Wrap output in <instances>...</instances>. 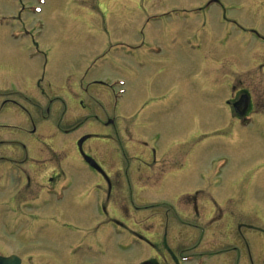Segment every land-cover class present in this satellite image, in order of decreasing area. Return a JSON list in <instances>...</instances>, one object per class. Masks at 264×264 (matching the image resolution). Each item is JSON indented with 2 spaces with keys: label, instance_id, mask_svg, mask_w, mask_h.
<instances>
[{
  "label": "rangeland",
  "instance_id": "obj_1",
  "mask_svg": "<svg viewBox=\"0 0 264 264\" xmlns=\"http://www.w3.org/2000/svg\"><path fill=\"white\" fill-rule=\"evenodd\" d=\"M198 6L208 11L205 18L184 17L183 10ZM203 23L207 32L226 35L219 42L233 53V64L246 67L264 58V0H0V159L47 160L50 154L67 173L87 178L68 180L67 190L53 200L54 218L37 231L30 222H7L16 214L9 190L0 189V241L33 236L26 249L36 264L171 263L169 251L180 264H264V176L257 175L255 188L244 196L239 184L249 176L238 174L246 157L264 155V140H253L254 150L249 142L233 161L219 159L215 151L197 163L196 170L207 176L199 180L192 174L187 188L208 190L210 184L217 200L216 206L200 208L205 217L198 221L179 210L138 205L128 206L131 215L137 213L135 220L101 224V211L89 205L100 180L79 158L76 141L98 130L105 114L123 121L145 105L154 66L167 64L164 75L172 73L178 58L171 52L197 42L181 37ZM143 42L159 46L161 54L148 61L142 50H133ZM166 126L182 127L185 148L194 156L211 143H199L192 127L209 125ZM0 174L17 171L0 163ZM79 196L84 198L78 201ZM183 211L191 216V210ZM174 212L183 218L174 219ZM166 218L169 250L158 253Z\"/></svg>",
  "mask_w": 264,
  "mask_h": 264
},
{
  "label": "flooded vegetation",
  "instance_id": "obj_2",
  "mask_svg": "<svg viewBox=\"0 0 264 264\" xmlns=\"http://www.w3.org/2000/svg\"><path fill=\"white\" fill-rule=\"evenodd\" d=\"M184 12V17L192 19L205 18L204 13L208 11L195 9ZM226 22L230 24V21ZM197 26L187 29L181 37L196 39L197 42L172 49L171 54L178 58L171 64L177 66L172 75H164L167 64L154 66V75L148 80L145 90L149 99L145 105L138 111L134 110L131 117L125 115L127 118L123 121L105 114L104 120H99L98 130L79 137L88 136L83 143L76 145L79 158L89 157L100 168L95 171L83 162L100 180L89 205L93 204L96 211H101V224L117 222L122 218L135 220L138 215H131L128 206L138 205L148 211L152 208L179 210L181 216L193 221L203 219L205 214L200 212V208L216 206L217 200L210 184L208 190L187 188L186 183L192 174L199 180L207 176L196 170L197 163L203 157H209V152L214 154L215 151L220 152L222 157L219 159L233 161L236 153L249 142L264 140V58H254L246 67H243L244 64L235 65L233 53L219 42L225 41L226 35L222 33L220 36L212 30L207 32L205 25L199 29ZM192 28L193 35H190ZM158 48L143 42L133 50H142L141 56L151 61V56L161 54ZM241 68L243 72H234V69ZM154 92L158 94L153 95ZM166 125H209L211 128H199L197 131L192 127L200 135L197 139H202L199 143L207 139H211V143L194 156L185 148L187 142L183 138L182 127L170 131ZM171 132L175 134L169 135ZM93 142L97 144L92 146ZM235 142H238L236 147ZM48 155L47 160L27 155L24 159L21 156L0 159L3 167L17 171V174H0V189L9 190L8 201L17 216L9 218L8 223L30 222L37 231L44 226L43 222L54 218L53 200L60 191L67 190L68 180L74 177L79 182H87L83 175H71L64 171L61 160ZM246 159L248 164L238 171V174L249 176L239 184L244 196L248 194V189L255 188L253 179L259 181L256 176H264V155H252ZM190 167H195L194 171L188 169ZM237 186L233 190L238 193ZM233 190L232 199L235 196ZM144 197L147 200L144 201ZM83 198L79 196L77 200ZM184 209L191 210V216ZM199 213L203 217H199ZM177 216L174 212V219L183 218ZM162 227L165 228L162 250L158 249V253L169 250L165 245L168 221ZM24 238L0 241V257L13 255L20 259V264H36L26 249L27 241L35 239L33 236L27 241ZM11 247L13 251L9 249ZM23 253L29 254L27 260L23 258ZM169 257L173 262L155 259L149 264H179L176 255H170V251Z\"/></svg>",
  "mask_w": 264,
  "mask_h": 264
},
{
  "label": "water",
  "instance_id": "obj_3",
  "mask_svg": "<svg viewBox=\"0 0 264 264\" xmlns=\"http://www.w3.org/2000/svg\"><path fill=\"white\" fill-rule=\"evenodd\" d=\"M85 160L88 162V164L91 166V167H93V168H97L94 164H93V162L91 161V160H89L88 158H85ZM91 161V162H90ZM13 260H14V258H11V259H7V260H4V259H0V264H4V263H13ZM16 264V263H15Z\"/></svg>",
  "mask_w": 264,
  "mask_h": 264
},
{
  "label": "bare ground",
  "instance_id": "obj_4",
  "mask_svg": "<svg viewBox=\"0 0 264 264\" xmlns=\"http://www.w3.org/2000/svg\"><path fill=\"white\" fill-rule=\"evenodd\" d=\"M173 73H170V75H172ZM164 77V76H163ZM162 78V77H161ZM168 79V78H167ZM88 133H92V132H88ZM258 142V141H257ZM257 142L256 141H253L249 146H251V147H249V149L250 150H254V149H257L258 147V144H257ZM46 244H49V242L48 241H44V245H46Z\"/></svg>",
  "mask_w": 264,
  "mask_h": 264
}]
</instances>
